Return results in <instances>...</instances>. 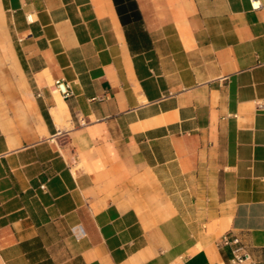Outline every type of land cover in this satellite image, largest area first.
<instances>
[{
  "label": "crops",
  "instance_id": "crops-1",
  "mask_svg": "<svg viewBox=\"0 0 264 264\" xmlns=\"http://www.w3.org/2000/svg\"><path fill=\"white\" fill-rule=\"evenodd\" d=\"M259 2L0 0V264H264Z\"/></svg>",
  "mask_w": 264,
  "mask_h": 264
},
{
  "label": "built area",
  "instance_id": "built-area-1",
  "mask_svg": "<svg viewBox=\"0 0 264 264\" xmlns=\"http://www.w3.org/2000/svg\"><path fill=\"white\" fill-rule=\"evenodd\" d=\"M251 6L253 9L260 8L259 0H250ZM52 90L55 94L60 96L62 99H67L72 95L69 83L63 79H56L52 82ZM83 123H80L82 125ZM59 133H61L59 131ZM58 133V134H59ZM81 236L85 235V232L82 228H79ZM220 244L224 246H233L232 249V258L230 260L231 264H250L251 257L250 254L240 246L239 239L228 234H225L220 239Z\"/></svg>",
  "mask_w": 264,
  "mask_h": 264
},
{
  "label": "bare ground",
  "instance_id": "bare-ground-1",
  "mask_svg": "<svg viewBox=\"0 0 264 264\" xmlns=\"http://www.w3.org/2000/svg\"><path fill=\"white\" fill-rule=\"evenodd\" d=\"M54 98L56 99L57 102V110L56 112L53 113L55 124L57 125L58 129H62L64 127V123L66 122L65 120L68 118V113L66 106L61 99L60 96L55 95Z\"/></svg>",
  "mask_w": 264,
  "mask_h": 264
},
{
  "label": "rangeland",
  "instance_id": "rangeland-1",
  "mask_svg": "<svg viewBox=\"0 0 264 264\" xmlns=\"http://www.w3.org/2000/svg\"><path fill=\"white\" fill-rule=\"evenodd\" d=\"M55 95H57V94L54 93V96H55Z\"/></svg>",
  "mask_w": 264,
  "mask_h": 264
}]
</instances>
